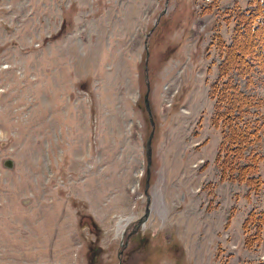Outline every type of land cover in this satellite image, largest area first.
Masks as SVG:
<instances>
[{
  "label": "rangeland",
  "instance_id": "1",
  "mask_svg": "<svg viewBox=\"0 0 264 264\" xmlns=\"http://www.w3.org/2000/svg\"><path fill=\"white\" fill-rule=\"evenodd\" d=\"M260 1L0 0V264H117L145 210L152 130V240L128 264H172L162 237L173 226L183 264L264 260V228L242 238L248 213L264 210L260 66L228 71L227 84L248 95L233 113L256 125L240 160L260 155L258 192L220 180L212 124L219 67L233 42L251 43L236 24L264 20Z\"/></svg>",
  "mask_w": 264,
  "mask_h": 264
},
{
  "label": "trees",
  "instance_id": "2",
  "mask_svg": "<svg viewBox=\"0 0 264 264\" xmlns=\"http://www.w3.org/2000/svg\"><path fill=\"white\" fill-rule=\"evenodd\" d=\"M260 3H262L264 7V1H260ZM255 22L254 16L251 15L247 22L239 21L236 24V32L241 36L250 37L251 43L246 46H240L237 42H233L228 48L226 59L222 61L218 70V82L216 81L217 83L214 85V92H212V96L215 93H218L216 108L217 111H219L216 115V121L212 120V124L217 126V121L222 122V140L219 144L216 159L217 162H220L219 166L221 168L222 179L227 178L228 180L240 183L244 182L249 191L253 190V192L256 193L263 183L259 172V162L261 157L257 153H252L251 150L246 156H244L246 160H240L243 157L242 154L248 150V145L251 143L250 140H254L253 135L256 131V125L253 120L244 118L241 114L233 113L236 111L234 109H238V107L245 102L248 95L244 94L238 85L232 83L230 86H227V84H229L228 71L230 70L234 72L236 69L240 70L243 67L249 69V65L251 69H253V67L257 65L258 67L260 66V69L264 73V33H262L264 20H260L257 23ZM259 27L263 28H261L260 33L257 35L256 45L253 36L258 31ZM261 39H263V42L258 43ZM247 55L248 57L256 56V58L251 59L247 63L248 60L245 58ZM231 63L234 65H231ZM235 98L239 101L237 103V108L233 105V102L235 103ZM249 122H252V125L248 124ZM223 151L225 152L224 157L220 159L219 155ZM230 153L233 157L231 161H227V157ZM257 212L258 211L251 210L242 223L244 234H247L252 230L255 231L254 236L251 237L250 240L245 238V244L248 246L256 242V231H259L264 226V211L260 210L258 213ZM257 264L264 263L258 262Z\"/></svg>",
  "mask_w": 264,
  "mask_h": 264
},
{
  "label": "water",
  "instance_id": "3",
  "mask_svg": "<svg viewBox=\"0 0 264 264\" xmlns=\"http://www.w3.org/2000/svg\"><path fill=\"white\" fill-rule=\"evenodd\" d=\"M145 104H146L147 109L149 110V105H148V101H147V94L145 95ZM151 137H152V132H151L149 139H148V142H147V177H149V174H150V162H151V160H150V157H151L150 140H151ZM2 164L4 167L10 168V169L14 167V161L11 158L4 159ZM146 183L148 184V179H147ZM22 202L25 204L27 202V200L25 199Z\"/></svg>",
  "mask_w": 264,
  "mask_h": 264
},
{
  "label": "flooded vegetation",
  "instance_id": "4",
  "mask_svg": "<svg viewBox=\"0 0 264 264\" xmlns=\"http://www.w3.org/2000/svg\"><path fill=\"white\" fill-rule=\"evenodd\" d=\"M127 246V245H126ZM123 248V246H122ZM127 247H124L123 250L119 251V263L118 264H128L129 260L133 259V254H135L134 252L140 248L139 245H131L128 250L124 251Z\"/></svg>",
  "mask_w": 264,
  "mask_h": 264
},
{
  "label": "crops",
  "instance_id": "5",
  "mask_svg": "<svg viewBox=\"0 0 264 264\" xmlns=\"http://www.w3.org/2000/svg\"><path fill=\"white\" fill-rule=\"evenodd\" d=\"M195 190H197V188L195 189ZM157 206H158V202H157ZM165 206H168V212H170L171 214H174V213H176V211H174V204H172V202L170 203L169 202V199H167L166 201H165ZM173 206V207H172ZM172 207V208H171ZM180 212V211H179ZM184 219V218H183ZM183 219H177V220H174L175 221V223H177V222H183L184 220ZM171 222H173V221H171ZM174 223V224H175ZM169 224H171V223H169ZM178 226H180V225H178ZM176 233H177V231H176ZM220 235V234H219ZM218 238H219V236H218ZM227 238V237H226ZM221 241H223V240H221ZM218 242H219V240H218ZM212 243H210V245H211ZM215 244V242H213V245Z\"/></svg>",
  "mask_w": 264,
  "mask_h": 264
}]
</instances>
